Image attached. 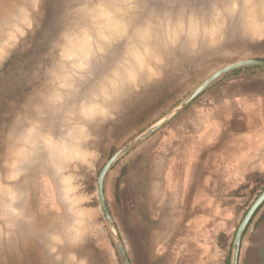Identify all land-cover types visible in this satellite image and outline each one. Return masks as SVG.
Instances as JSON below:
<instances>
[{
  "label": "crops",
  "instance_id": "0c3cea01",
  "mask_svg": "<svg viewBox=\"0 0 264 264\" xmlns=\"http://www.w3.org/2000/svg\"><path fill=\"white\" fill-rule=\"evenodd\" d=\"M138 159L135 176L132 164ZM73 162L61 192L46 186L53 191L52 214L36 213L27 229L16 216L18 250L33 263L21 257L12 264H55L56 248L59 259L69 248L85 252L76 253L79 264H122L94 206L97 189L90 188L99 158L88 152ZM263 175L264 69L246 67L218 79L142 142L138 154L118 163L106 179L105 198L132 264H229L236 230ZM68 210L78 215L70 219ZM263 218L264 204L244 235L239 264H247L250 240ZM122 234H139L141 240L129 238V245ZM26 238L29 244L20 243ZM96 252L98 262L91 261ZM1 256L7 259L0 264H9L11 255Z\"/></svg>",
  "mask_w": 264,
  "mask_h": 264
},
{
  "label": "rangeland",
  "instance_id": "374dc122",
  "mask_svg": "<svg viewBox=\"0 0 264 264\" xmlns=\"http://www.w3.org/2000/svg\"><path fill=\"white\" fill-rule=\"evenodd\" d=\"M145 1L141 8V15L157 18L156 21L159 19L164 27L166 21L176 17L180 22H178L177 30L180 29V31L173 38L161 34L160 40L148 45L151 51L148 53L147 64L150 67L153 66L156 72H149L150 68L147 67L145 70L141 69L140 78L121 80L110 99L98 97L99 104L105 110L93 117L81 115L80 102H77L78 98L81 99V95L89 96L91 92L89 87L80 89L82 91H79L81 94L78 95L79 97L68 99L64 104V99H62L64 95L60 96L57 84H59V72L63 68V63L69 61V58L66 59L64 55L66 45L74 35L78 36L76 31L82 25L90 24L88 22L92 18L91 10L100 3V0H29V5L23 9V17L27 18V23L16 25L12 16L6 20L8 26L5 24V28L7 27L5 33L10 38L7 37L6 49L0 57V187L7 188V194H11L8 208L15 207L10 211H14L13 216L20 215L22 227L27 229L29 218L35 223L36 213L40 214L42 210L48 211L50 205L48 196L52 195L53 191H46V186L55 185V181L44 173L46 165H44L43 172L33 171L29 174L23 170L12 171L16 149L15 138L18 137L21 128L33 127L38 134L52 132L69 137L68 135L73 133L77 123L84 125L81 137L78 139L79 152L82 154L80 158H85L88 152H95L99 158L98 169L90 187L94 191L97 189L99 173L108 159L168 114L212 73L222 66L245 58L264 60V16L261 15L263 12L259 15L263 20H258L256 23L254 19L255 23L260 26H256L253 20H249L255 14L248 17L253 7L257 9L258 4H261L259 6L261 9L264 7V0H257V3L255 0ZM16 3L17 0H0V22L5 19L7 10L14 8L18 10ZM252 3L255 5L253 6ZM247 7L251 9L248 10ZM191 19L194 20L195 25ZM250 21L255 26L250 24ZM206 23L208 25H205ZM193 27H195V34L192 32ZM210 34L215 35L210 36ZM99 65L102 67L101 64ZM100 66L96 68V71H99ZM39 125L47 129L39 130L37 128ZM142 142L122 156L113 168L129 158L131 154H138V148ZM61 157L63 159L68 157V159L64 161ZM61 157L58 159L64 162L66 168L64 167L65 169H62L58 175L56 181L58 192L61 191V187L67 186V179L64 181V178L73 173L75 169L74 159L69 156ZM91 158L90 156L89 159ZM138 165L139 159L135 165L132 164V170L137 171L134 173L135 176L139 174ZM62 172L64 178H62ZM14 183L17 185L14 186ZM18 184L23 189L20 193ZM261 192L262 186H258L252 198L253 202ZM54 194L56 195L55 191ZM7 198L9 199L8 196ZM29 198L30 203L27 201ZM94 206L99 210L105 228L108 230V244L112 245V252L116 258L121 260L100 203L96 202ZM48 213L52 214L53 211L50 210ZM76 215H78L76 211H67L70 219ZM79 215H82L81 211ZM0 229L3 230V227L0 226ZM123 237L129 245L131 244L129 238L135 239L136 242L141 240L139 234L132 236L124 234ZM68 245L70 244L66 246ZM57 250L56 248L51 253L53 255L51 262L55 264H79L80 259H76V253L79 255L85 253L71 251L69 248L59 259ZM91 259V261L98 262V252ZM12 261L11 258L9 264H12ZM28 261L27 263H33L32 260Z\"/></svg>",
  "mask_w": 264,
  "mask_h": 264
},
{
  "label": "bare ground",
  "instance_id": "6f19581e",
  "mask_svg": "<svg viewBox=\"0 0 264 264\" xmlns=\"http://www.w3.org/2000/svg\"><path fill=\"white\" fill-rule=\"evenodd\" d=\"M28 1L29 0H17L16 7L18 6V10H16L15 8L10 9L9 11L7 10L5 13V19L2 20L3 22H0V57L6 49L5 41L7 40V37H9L6 36L5 33V29L7 28H5V24L7 23L6 20L9 18V16H12L13 22L16 23V25H23L24 22L27 23V18L23 17V9H26V6L29 5ZM144 1L145 0H100V3H98L95 8H92V23L89 18L90 22L88 23L90 24L82 25L80 29L76 31L79 37L74 35L68 42V46L66 45V48L64 49V55L65 57H67L66 59L69 58V61L68 63H63V68L61 69V72H59V84H57L60 96L64 95V98H62L64 99V104L68 99L79 97L78 95H81L79 94V91H82L80 89L89 87L91 89V92L89 94L90 98H88L89 96L86 97L85 95L84 97L83 95H81V99L78 98L77 102H80L79 111L81 115H89L93 117L94 115L102 113L105 110L99 104L98 97L101 96L100 99H110L115 93V90L119 87V82L121 80L140 78L142 75V70H145L147 67L150 68L148 69L149 72H156L153 66L150 67L147 64V59L149 56L148 53H150L151 51V48L148 45H151V43L160 40L159 37L161 36V34H166V36L170 38L177 36L178 31H180V29L177 30V27L179 26V20L175 16V18H170L171 20L168 22L166 21V25L164 24L165 27L167 26L165 28L162 22L159 21V19L156 21L155 19L157 18L153 19L149 18L148 16L141 15V8H143L144 6ZM255 1L257 3V0ZM260 5L258 4L257 9L252 6L253 10L249 11L248 14L250 15L248 17H251L255 14L253 18L249 20H253L256 26L259 25L256 24L258 23V20L261 21L262 19L259 16L260 12H263V14L261 15L264 16V10H262L264 7L261 6V9L259 7ZM250 9L251 8H248V10ZM254 19L257 22L254 21ZM193 21L194 20L191 19L192 23H194ZM251 21L250 24H253ZM205 25H208V23H206ZM194 28L195 27H193L192 32L195 34ZM11 35L13 36V34ZM211 35L215 34H210V36ZM99 64H101L102 67ZM99 66L100 73H98L99 71H96V68H98ZM33 118L36 119L35 117ZM83 126L84 125H82L81 123H77L73 133H70V135H68L69 137L62 136L61 134L56 135L52 132L38 134L33 130V127H30V129L26 127L21 128L20 132L18 133V137L15 138L16 149L14 150L15 159L12 166V171L15 172L23 170L27 171L29 174L33 171L43 172L44 165H46L44 173L50 178L54 179L56 187V185L58 184L56 182L58 179V175L60 174L62 169L64 170L66 168L63 164L64 162H62L61 160L63 159L61 156H69V158L71 159H78L82 155L79 152L78 139L81 137L82 130L84 129ZM16 128L17 127H15V129ZM37 128L39 130L47 129L40 125L37 126ZM59 157H61V161L58 159ZM66 158L68 159V157ZM65 159L63 160L65 161ZM62 178H64V174L62 175ZM66 179L67 178L65 177L64 181H66ZM61 180L63 181V179ZM13 185L16 186L17 184L14 183ZM21 190L23 191L21 185L18 184L19 193L21 192ZM7 193V188L0 187V226L3 227V230L0 229V256L2 252L4 254L8 253L11 255L13 261L23 257L22 259H27L26 261L29 262L28 260L31 261V259L25 256V253L20 254V251L17 247L19 245V240H17V237H15L14 235H16V230L18 229L17 227L19 226V224L17 222V217L13 216L14 211H10L11 208L14 209L15 207L13 208V206H10L11 208H8L9 202H11L9 195L11 194L8 195ZM7 196L9 197L10 201H8L9 199L7 198ZM14 201L16 202L17 200H13V202ZM20 202L22 203V201ZM39 206L41 207V205ZM40 210L38 211L40 212ZM48 211L50 210L48 209ZM42 212L44 211L42 210ZM23 242L27 244L30 243L27 238L25 239V241L20 239V243ZM6 259L7 257H0V261L2 262Z\"/></svg>",
  "mask_w": 264,
  "mask_h": 264
},
{
  "label": "water",
  "instance_id": "95a60500",
  "mask_svg": "<svg viewBox=\"0 0 264 264\" xmlns=\"http://www.w3.org/2000/svg\"><path fill=\"white\" fill-rule=\"evenodd\" d=\"M246 67H259L264 68V60L259 58H245L242 60H238L222 66L214 73H212L208 78H206L199 86H197L185 99H183L177 106H175L168 114L159 119L155 124L145 130L143 133L138 135L136 138L128 142L122 148L117 150L105 163L103 168L101 169L98 180H97V192L100 207L104 216V219L110 229V232L114 238L116 249L120 256V259L123 264H132L126 248L123 244V241L118 233V230L115 226V223L111 217L108 204L105 198V180L113 168V166L117 163V161L127 154L131 149H133L138 143L142 142L144 139L149 138L152 134L158 131L162 126H164L167 122H169L177 113H179L183 108L193 102L198 96H200L204 91H206L212 84H214L218 79L225 76L229 72L240 68ZM264 204V190L261 194L254 200L251 204L244 217L242 218L233 240L232 245V254L229 264H239L240 251L243 243L244 235L255 217L258 210ZM264 218L257 226L248 247L247 264H264Z\"/></svg>",
  "mask_w": 264,
  "mask_h": 264
},
{
  "label": "trees",
  "instance_id": "16d2710c",
  "mask_svg": "<svg viewBox=\"0 0 264 264\" xmlns=\"http://www.w3.org/2000/svg\"><path fill=\"white\" fill-rule=\"evenodd\" d=\"M256 182H257L258 186H262V191H263L264 190V175L257 177Z\"/></svg>",
  "mask_w": 264,
  "mask_h": 264
}]
</instances>
